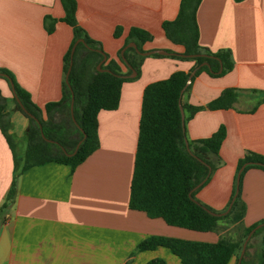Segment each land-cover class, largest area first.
<instances>
[{"label": "crops", "instance_id": "0c3cea01", "mask_svg": "<svg viewBox=\"0 0 264 264\" xmlns=\"http://www.w3.org/2000/svg\"><path fill=\"white\" fill-rule=\"evenodd\" d=\"M179 3L76 0L77 24L100 43L106 56L101 64L113 59L130 78L121 84L118 105L97 113L98 147L74 169L51 161L21 171L13 199L5 206L14 169L12 152L0 130V264H146L156 258L166 264H182L168 247L136 250V245L151 235L237 241L245 228L264 220V170L258 167L246 169L239 180V197L245 208L242 218L233 222L230 215L223 217L214 230L170 225L128 206L143 90L174 71L191 72L195 66L193 59L171 55V51L182 53L183 47L171 42L161 26L176 16ZM63 15L60 0H0V67L7 69L40 107L62 97L64 55L73 40L72 28L61 19ZM46 16L56 19L50 32L45 27ZM196 20L199 44L211 51L227 50L232 68L220 76L193 73L182 102L204 106L224 88L241 92L231 108H204L191 116L183 109L188 140L208 137L221 124L225 127L219 162L194 195L199 202L223 212L234 192L238 160L251 152L264 156V102L251 109L262 93L250 92L264 91V0H201ZM131 27L151 35L142 46L144 51L168 52L144 55L138 74L132 77L118 58ZM116 28H120L117 36ZM0 93L5 98L10 134L14 139L25 136L27 142L29 120L17 108L10 82L1 74ZM247 96L253 102L242 107ZM24 150L17 149L19 156ZM261 227L253 238L258 237L255 246L264 249V225ZM237 260L234 254L227 264Z\"/></svg>", "mask_w": 264, "mask_h": 264}, {"label": "trees", "instance_id": "16d2710c", "mask_svg": "<svg viewBox=\"0 0 264 264\" xmlns=\"http://www.w3.org/2000/svg\"><path fill=\"white\" fill-rule=\"evenodd\" d=\"M200 1L180 0L176 16L164 20L161 26L171 42L183 47L182 53L171 51V55L193 59L194 68L199 66L194 75L199 71H205L211 76H220L232 68L230 53L221 49L211 51L199 44L196 11ZM60 2L64 11L61 19L70 25L73 31L72 43L64 55V72L66 73L70 60L71 67L67 76L68 84L65 80L63 82L61 99L48 102L43 107L36 105L29 93L15 82L12 74L0 67V74L6 79H11L14 93L25 111L16 101L17 108L29 120L26 147L23 155L19 156L15 140L9 132L11 123L4 109L5 98L0 93V130L12 152L14 169V176L2 206L13 199L17 177L28 167L55 161L68 164L74 169L84 161L99 144L98 111L112 109L118 105L121 84L130 78L121 72L119 65L113 59L100 65L105 70H97L96 65L103 55L105 56L100 43L90 38L77 24L76 0H60ZM44 21L46 30L52 31L56 19L46 16ZM119 33L120 28H116L114 35L117 36ZM77 39H82L83 42L75 44L71 56V48ZM150 39L151 35L146 30L131 27L124 45L133 41L139 51H144L142 46ZM153 55L161 54L153 53ZM122 56L118 54L119 60L129 65L127 72L130 73L133 69L138 74L144 55L137 52L134 47L128 46ZM202 62L207 64L200 65ZM189 73L190 71H174L167 78L147 84L143 90L128 206L131 209L144 211L149 217H160L170 225L209 231L216 229L218 220L223 217L230 215L231 221H239L245 208L240 200L239 191L229 211L224 215H217L219 211L196 200L195 190L189 196L191 188L201 181L204 183L210 171L219 162L218 151L226 132L224 125L221 124L208 137L188 140L181 121L179 100L182 108H186L191 116L204 108H231L241 92L236 88L227 87L204 106L185 104L181 100L180 91ZM188 86L189 84L185 89ZM71 92L74 96L72 116ZM250 92L262 93L261 98L251 108L254 109L258 103L264 102V91L252 89ZM62 108L67 109L69 125L50 119L53 112ZM79 140L81 142L75 150ZM245 162L248 163L242 169L239 180L243 172L250 167L264 170L263 155L252 152L246 154L238 160L237 170ZM263 221L245 228L237 241L220 238L216 242H204L151 235L141 240L135 249L145 250L165 246L179 257L182 264H227L234 254H237L238 259L245 236L255 225ZM261 230L262 227L257 228L250 238ZM249 247L251 245L248 241L239 264H264L263 247L258 245L252 252H248ZM146 264L166 263L156 258Z\"/></svg>", "mask_w": 264, "mask_h": 264}, {"label": "water", "instance_id": "95a60500", "mask_svg": "<svg viewBox=\"0 0 264 264\" xmlns=\"http://www.w3.org/2000/svg\"><path fill=\"white\" fill-rule=\"evenodd\" d=\"M77 42H83L82 39H77L76 42L73 44L72 48H71V56H72V52H73V49H74V46ZM128 46H131V47H134L137 52H139L140 54L142 55H147V54H150V53H159V54H167L168 52L164 49H152V50H149V51H139L137 48H136V45L133 41H129L120 51V55L122 56V53L124 51V49ZM105 59V56L103 55V58L98 62V64L96 65V68L97 70H105L104 68H101L100 65L101 63L103 62V60ZM122 59L124 60L123 56H122ZM125 61V60H124ZM127 64V63H126ZM204 64H207V62H202L200 65H204ZM127 66H129L127 64ZM70 67H71V60H70V63H69V66H68V69L65 73V81L67 83V76H68V73L70 71ZM199 66L195 67L188 75V78L184 84V86L182 87L181 91H180V94L183 93L184 89L186 88V86L189 84V82L191 81V77L193 75V73L195 72V70L198 68ZM220 71V69H219ZM136 74V72L132 69L131 72L128 74V76H134ZM9 82H10V85L12 87V90L14 92V89H13V83L11 81L10 78H8ZM68 84V83H67ZM69 86V85H68ZM14 96H15V100L19 103L20 107L24 110L23 106L21 105L19 99L16 97L15 93H14ZM73 99H74V96H73V93L71 92V99H70V112H71V116H72V108H73ZM179 109H180V114H181V121H182V124L184 125V111H183V108H182V105H181V102L179 100ZM25 111V110H24ZM81 140L78 141L77 145H76V148L75 150L77 149L78 145L80 144ZM186 148L188 149V146H187V142H186ZM74 150V151H75ZM248 162H245L243 163L240 168L237 170V173H236V179H235V190H234V194L228 204V207L226 208V210H224L223 212H219L217 213V215H222V214H225L226 212L229 211L230 207H231V204L235 198V196L237 195L238 193V184H239V177H240V173L242 171V169L245 167V165L247 164ZM203 181L199 182L198 184H196L193 188H191V190L189 191V196L191 194L192 191H194L196 188H198L201 184H202ZM262 225H264V221L263 222H260L258 223L257 225H255L248 233L247 235L245 236L243 242H242V245H241V249H240V253H239V256H238V260H237V263L236 264H239L240 263V260L243 256V253L245 251V248H246V245H247V242L249 241L252 233L259 227H261Z\"/></svg>", "mask_w": 264, "mask_h": 264}, {"label": "rangeland", "instance_id": "374dc122", "mask_svg": "<svg viewBox=\"0 0 264 264\" xmlns=\"http://www.w3.org/2000/svg\"><path fill=\"white\" fill-rule=\"evenodd\" d=\"M251 97L255 96V95H251ZM250 96H247L246 99L242 102L241 106L242 107H249L251 105V103L253 102V100L250 98ZM48 117H46L47 119ZM50 119L52 121H56V122H64L65 124L69 125V116H68V113H67V109L66 108H62V110H58V111H55L51 114L50 116ZM15 140V143H16V148L19 149V150H22L25 148L26 146V138L25 136H22L21 138H18V139H14ZM234 231H236L234 229ZM249 244L251 245V247H249L250 249H248V252H252L255 248V245L258 244V237H255V238H251L249 240ZM250 250V251H249Z\"/></svg>", "mask_w": 264, "mask_h": 264}]
</instances>
